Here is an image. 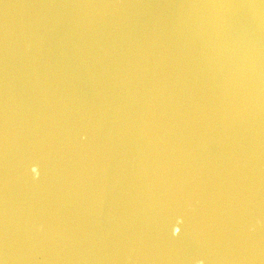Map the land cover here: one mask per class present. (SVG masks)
I'll list each match as a JSON object with an SVG mask.
<instances>
[{
    "label": "water",
    "instance_id": "1",
    "mask_svg": "<svg viewBox=\"0 0 264 264\" xmlns=\"http://www.w3.org/2000/svg\"><path fill=\"white\" fill-rule=\"evenodd\" d=\"M0 264H264V0H0Z\"/></svg>",
    "mask_w": 264,
    "mask_h": 264
}]
</instances>
